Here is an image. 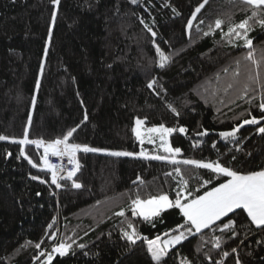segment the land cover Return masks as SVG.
I'll list each match as a JSON object with an SVG mask.
<instances>
[{"label":"trees","instance_id":"obj_1","mask_svg":"<svg viewBox=\"0 0 264 264\" xmlns=\"http://www.w3.org/2000/svg\"><path fill=\"white\" fill-rule=\"evenodd\" d=\"M204 2L60 0L53 6L51 0H0V136L8 138L0 140V264H156L147 240L165 237L184 223L183 217L173 208L146 222L132 216V199L167 194L175 200L177 168L193 196L226 179L184 160L219 161L241 173L264 170V134L258 131L264 121L244 125L227 140L219 136L264 115L259 109L264 28L253 21L249 32L257 67L245 59L243 41L229 44L222 35L254 9L241 0H207L189 28L192 13ZM217 19L223 21L221 29L205 36ZM157 46L169 57L163 68ZM257 73L253 82L250 77ZM245 83L248 96L239 99ZM136 118L148 126L185 127L187 133L169 135L171 145L181 149L178 159L111 155L139 153L147 146L132 132ZM73 128L69 143L104 151L78 150L80 167L73 180L81 187L60 179L57 188L42 152L14 141L25 137V129L29 140L48 143ZM204 130L206 136L196 135ZM205 180L211 183L204 185ZM122 209L125 215H116ZM229 220L233 229L221 231ZM129 223L141 237L134 244L122 235V230L131 232ZM61 242L71 244L64 256L52 253ZM41 253L52 254V261ZM184 261L264 264V231L242 209L235 210L167 250L160 264Z\"/></svg>","mask_w":264,"mask_h":264},{"label":"snow or ice","instance_id":"obj_2","mask_svg":"<svg viewBox=\"0 0 264 264\" xmlns=\"http://www.w3.org/2000/svg\"><path fill=\"white\" fill-rule=\"evenodd\" d=\"M135 2V0H133ZM242 3L250 6L254 10L252 15L243 19L237 23L230 24L226 33H222L224 37L227 38L229 44H238L239 41H243V47L248 49L245 59L251 61L253 64L259 67L260 61L255 59V53L253 49V41L249 38V32L253 28L252 22L255 21L259 24L261 28H264V18H260L261 14L264 13V0H241ZM53 6H58L60 0H51ZM207 0L204 3L200 4L195 11L192 13L191 18L188 20V27L191 28L193 20L196 18L198 12L205 6ZM175 12V9H173ZM57 12L53 10L52 19L55 21ZM143 23V21H141ZM223 21L217 19L214 24V28L210 26L209 32H205L204 35H209L210 32L221 29ZM147 28V25H145ZM148 31L151 32L152 36L155 37L156 33L152 31L151 28H148ZM52 29L49 28V35L51 36ZM156 52L160 57L159 67L163 68L167 64L169 57L165 56L161 49L157 46ZM262 60H264V53H262ZM43 69V65H41ZM227 71V70H225ZM253 82H258L259 74L256 76L250 77ZM155 81L149 82L147 85L148 88H153ZM39 86V81L37 82ZM229 88L232 87L230 84ZM249 84L245 83L243 86V93L239 99H244L248 96ZM249 103L252 101L249 100ZM259 109L264 113V96L261 98L259 103ZM175 111V109H173ZM178 114V113H177ZM87 116H85V120ZM264 121V115L259 119L255 116H252L251 119L243 120L242 124H238L236 127L232 128L230 131H223L219 133V136L225 140L229 137H235L240 128L244 125H258ZM145 122L139 118L135 121V127L132 129V132L135 134L136 139L140 142L141 145L144 144L145 138H147L148 143H155L153 134L158 135L160 141V148L163 152L168 153L169 155H153L148 157L145 150L142 148L139 153L132 152H111L113 156H134L138 155L144 158H151L154 160H175V155L181 152L180 148H172L168 142V135L179 131L180 133H187L185 127L168 128L163 124L146 130H141V125ZM79 127V126H77ZM77 129L73 128L67 132L63 138H58L52 142L45 143L43 140H29L27 137V129H25V137L19 141H14L20 145H36L38 148L43 147L44 155L41 157V161L45 169L51 171V183L57 188L61 187V184L58 182L60 179L72 180V187L80 188L81 184L75 182L73 177L76 175L80 165L76 159V152L82 150L83 152H97L104 151L102 149L90 148L87 145H80L75 143H69V139L73 136ZM258 131L261 134H264V127H260ZM208 134L207 130L203 132H197L196 135L203 137ZM7 137L0 136V140H6ZM194 147L196 145H193ZM215 147V143L213 144ZM11 155V153H9ZM21 156H25V150L21 147L20 151ZM64 157L68 158L69 164L72 165L70 171L67 172L66 176L60 175L62 170L61 165L51 164L48 160V156ZM27 159V157L25 156ZM235 159V158H234ZM29 164L33 167L37 165L33 163L31 159H28ZM182 163L186 165H193L197 168H203L210 170L212 173H215L217 176L226 177L223 183L217 184L215 187H211L208 190L204 191L202 195L193 196L191 191H188V181L183 178L181 175L180 169H175L176 175L180 177L178 181V188L176 190L175 200H171L167 194H160L156 196H151L148 199H141L137 196L135 199H132L130 202V210L132 216L142 217L146 222H152L154 218L160 216V214L167 209H178L179 213L182 215L184 223L177 225L176 229L170 230L163 235L167 237L161 241V237L157 236L155 239L147 240L148 252L151 253V258L156 264H160L162 257L167 253V250L175 244H178L180 241L186 239L187 236L194 235L195 233H201L203 229L213 227L217 221H221L222 218H226L229 213H235V210H243L247 217L250 218L252 224H254L258 229L264 231V170L253 171L248 173H241L235 171L229 167L222 165L219 161L211 162H202L198 160H184ZM168 175H171L169 173ZM32 179H39L38 177H32ZM140 178L137 177V181ZM45 182V181H41ZM135 183V182H134ZM204 185L210 184V180H205ZM39 195V193H38ZM116 215L123 217L125 215V210L122 209ZM234 221L229 220L228 223H223L221 231L233 229ZM51 227V225H50ZM128 227L131 229V232L122 230V235L130 243H135L137 240L141 239L140 235L137 233L135 227L132 223L128 224ZM194 230V231H193ZM173 232L178 234H172ZM53 236L55 234H52ZM233 235L235 231L233 230ZM51 238V237H50ZM220 238H214V246L219 247ZM37 249L41 247L39 243L35 245ZM81 248L84 245H80ZM71 248V244H66L61 242L59 245H56L52 248V253H58L60 256H64L68 249ZM235 252L236 249H233ZM47 257V261L50 262L53 259L52 254L50 253H41ZM227 255V253H224ZM182 264H187V261L182 262ZM239 264V261H237Z\"/></svg>","mask_w":264,"mask_h":264},{"label":"rangeland","instance_id":"obj_3","mask_svg":"<svg viewBox=\"0 0 264 264\" xmlns=\"http://www.w3.org/2000/svg\"><path fill=\"white\" fill-rule=\"evenodd\" d=\"M137 119V118H136ZM136 119H135V121H136ZM139 119H141V118H139ZM141 120H143V119H141ZM136 125H135V122H134V127H135ZM154 126H159V125H151V126H148V125H145V124H143V125H141V130L143 131V130H146L147 128H151V127H154ZM170 135V134H169ZM169 135H168V137H167V139H168V142H169V145H170V147H172V148H174L172 145H171V143H170V139H169ZM153 138H154V140H155V143H148V141H147V138H145V142H144V144L143 145H147L146 147H144L143 145V149L145 150V152H146V154L148 155V157H151V156H153V155H160L159 153H158V150H161V151H163L161 148H160V141H159V137H158V135H156V134H153ZM140 143V142H139ZM141 148V149H142ZM141 151V150H140ZM139 151V152H140ZM168 154V153H167ZM169 155V154H168ZM171 159V158H170ZM176 159H178V154H176L175 155V160ZM172 160V159H171ZM161 237V241H163L164 239H166L167 237H162V236H160ZM156 238V237H155ZM155 238H153V239H155ZM150 240H152V239H150ZM176 245V244H175ZM175 245H173V246H175ZM172 246V247H173ZM172 247H170V248H172ZM169 248V249H170ZM168 249V250H169ZM56 254H58V253H56ZM45 260L47 261V257L45 256Z\"/></svg>","mask_w":264,"mask_h":264},{"label":"built area","instance_id":"obj_4","mask_svg":"<svg viewBox=\"0 0 264 264\" xmlns=\"http://www.w3.org/2000/svg\"><path fill=\"white\" fill-rule=\"evenodd\" d=\"M43 155H44V153L41 154V157ZM76 159H77V155H76ZM48 160L51 164H56V165L62 166V170L60 172V175L66 176L67 172L70 171L72 168V165L69 164L67 157H64L63 159H61L60 157H55V156L49 155Z\"/></svg>","mask_w":264,"mask_h":264},{"label":"crops","instance_id":"obj_5","mask_svg":"<svg viewBox=\"0 0 264 264\" xmlns=\"http://www.w3.org/2000/svg\"><path fill=\"white\" fill-rule=\"evenodd\" d=\"M45 143H47V142H45ZM35 147L38 149L39 152L44 153V152H43V147H39V148H38L36 145H35ZM49 171H50V170H49ZM50 172H51V171H50ZM58 182H59V181H58Z\"/></svg>","mask_w":264,"mask_h":264}]
</instances>
